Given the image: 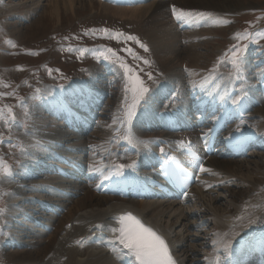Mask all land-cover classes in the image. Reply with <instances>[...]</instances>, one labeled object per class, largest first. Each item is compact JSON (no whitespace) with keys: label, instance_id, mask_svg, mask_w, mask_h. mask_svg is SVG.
I'll return each mask as SVG.
<instances>
[{"label":"bare ground","instance_id":"1","mask_svg":"<svg viewBox=\"0 0 264 264\" xmlns=\"http://www.w3.org/2000/svg\"><path fill=\"white\" fill-rule=\"evenodd\" d=\"M112 1L132 6L129 8L130 16H134L137 11L150 12L154 6L158 9L156 16L161 23L150 24L146 36L149 50L154 51L151 54L157 60L156 53H160L163 60V52L173 45L178 35H192L194 40L198 38L206 41L210 38V34L208 36L206 33L213 28V20L220 16L210 11V18H207L208 15L199 11L210 8L209 0L204 2L207 8L201 6L204 9L193 7L181 10L178 4L170 5V17L160 14V7L165 5L162 6L158 0L149 6L142 4L146 0ZM216 1L217 6H226L225 3L220 4L224 0ZM199 21L206 29L210 22L211 28L202 32L194 30L196 27L192 26ZM191 27L192 31H188ZM223 55L220 52L218 59L221 60ZM251 60L252 57H247L242 71L237 72L235 69L232 74L226 71L230 65L227 68L213 65L202 74V68L187 60L167 61L165 80L147 93L146 105L140 108L124 106L125 97L119 95L113 111L120 107L114 113L112 111L108 121L102 120L92 103L86 105L82 102V92L85 93L84 99L89 102L93 101L88 96H95L93 99L98 103L104 100L97 90L90 95V91H87L90 89L85 83L72 82L67 85L64 95L73 98L71 103L64 102L61 94L56 98L51 92L53 86L46 87V93L51 95L49 99L56 102L48 100L52 123L47 126L43 119L42 132H37L33 127L32 130L37 134L30 133L31 130L21 134L24 149L20 159L21 165L30 168L47 158V174L36 175V180L29 186L19 182L22 178L16 180L17 185L12 182L13 179L5 181L8 185L5 186L14 192L7 188L12 193H8L7 209L10 215L6 216L4 224L8 235L4 243L9 248H20H16L18 251L13 256L9 254L7 257L17 264H129L124 259L114 230L115 221L119 217L131 214L139 216L155 232L166 237L179 264H204L207 255L224 252V246L229 241L231 249H236L242 257L248 258L254 241L261 239L264 234V182H261L264 179L263 152L259 161L255 160L257 156L253 154L246 156L248 160L225 159L223 151L217 147L215 156L207 159L203 167L205 171H201L203 176L191 187L187 195L190 199L186 198L182 203L124 199L117 181L128 178L137 183L142 179L144 184L156 181L154 153L160 149H174L177 142L183 144L192 141L195 145L198 136L208 130L207 125L214 123L212 116H209L204 126H199L194 115L196 101L199 99L201 104L216 106L218 110L221 103L235 104L240 99L246 108L239 120L220 135L221 141L240 139L248 130H254L264 138V68L256 71L250 67ZM184 67L185 81L189 75L198 72L203 76L198 81L186 83L170 81L173 79L171 77L166 80V74L179 75ZM250 87L257 91L253 92ZM55 88L58 91L60 89ZM161 98L163 100L155 105ZM165 105H168L167 109ZM63 114L68 116V123L73 125L72 130L64 131L62 125L58 124V118ZM223 118L227 119L226 112L215 119L219 122ZM109 122L110 128L114 127V133L109 132V126H103ZM36 123L39 127L40 122L37 120ZM171 123L188 130L169 132L167 126ZM64 124L67 125L66 120ZM238 125L239 132L235 131ZM81 130L84 132L80 133ZM87 136L92 140L85 144L84 138ZM117 164L124 166L122 171L127 169L138 178L121 177ZM190 200L194 205L192 209L188 204ZM224 200H228L230 206L220 209L218 205ZM13 224L18 225L20 231L16 234L21 239L13 235ZM211 227L214 231L212 233L209 229ZM205 228H208V243L202 244V229ZM211 236L217 242L215 248L211 247ZM196 244L201 245L199 247H203V250H196Z\"/></svg>","mask_w":264,"mask_h":264},{"label":"rangeland","instance_id":"2","mask_svg":"<svg viewBox=\"0 0 264 264\" xmlns=\"http://www.w3.org/2000/svg\"><path fill=\"white\" fill-rule=\"evenodd\" d=\"M154 1L146 0L142 4L146 3L148 4L146 6H149ZM158 1L162 2V6L165 5L164 7L159 6L160 14L167 16H169L170 5L178 4L181 10L193 7L207 8L205 0ZM209 1L210 8L199 9V11H202L205 16L208 15L207 18H210V11L220 14L213 20L212 29H210L209 22L207 29L210 31L206 34L209 33L210 38L206 41H200L197 38L195 40L198 43H196L192 35L191 37L178 35L173 45L163 52L165 53L163 60L161 54L156 53L157 60L155 55L151 54L154 51L149 50L146 37L150 24L157 25L159 22L156 16L158 9L155 6L150 12L137 11L134 16H130L129 8L132 6L107 0H0V109L5 110V119L9 121L11 117L7 114L8 108H11L15 116V122L11 123L10 127H6L5 123L0 121V161L12 170L10 177L0 175V208L4 209L3 215L0 216V264H17L7 256L9 254L13 256L20 249L17 248L18 246L9 248L4 243L8 236L4 224L6 216L10 215L7 204L9 194L12 192H9V189L14 192L13 189L5 186L7 185L5 181L13 179L12 182L17 185L16 180L22 178L19 182L24 186H29L36 180V175L47 174L46 164L49 162L47 158L46 161L30 168L21 165L20 159L21 151L24 149L21 134L28 133L30 130L33 134L42 132L44 121H41L43 119L46 120L47 126L50 122L52 123V117L48 113L51 109L48 106V100L52 103L56 102L49 99L51 95L45 92L46 87L53 86L51 92H57L58 89L55 87L65 88L72 82L83 85L85 83L90 89L87 90L90 91V95L95 90L103 95L102 103L94 108L102 120L108 121L120 107L119 105L113 111L119 95L125 97L124 106H133V81H141L149 91L155 89L165 80L164 70L167 69V63L173 60L175 62L187 60L188 63H194L196 67L202 68V74L213 65L225 68L230 65L226 71L232 74L236 69L233 64V51L241 49L239 55L242 58L252 57L250 67L255 68L256 71L264 68V65H261L264 64V0H224L220 1V4H226L223 7L217 6L216 0ZM124 8L127 10L125 11ZM222 8L225 10L223 11ZM160 23L161 21L158 25ZM192 27H196L197 29L194 30L197 31H207L200 21ZM192 27L188 31H192ZM129 36L135 37V41L128 40ZM178 41H180L179 45ZM192 42L196 44L193 45ZM158 49L160 50V47ZM220 52L224 53L221 60L218 59ZM244 66L242 62V68ZM126 69H130L127 76L125 75ZM182 71L179 75L166 74V80L171 77L173 79L170 81H185V67ZM243 71L246 72L244 69ZM192 75L188 76L185 83L198 81L203 76L201 72ZM241 76L243 77V74ZM251 90L257 91L253 87ZM58 95L54 93L56 98ZM81 96V99L85 100L84 92ZM94 97L88 96L91 101H94L93 104L96 102ZM71 101L73 98L66 94L64 102L71 103ZM87 103L84 104L87 105ZM25 110H27V116ZM37 120L40 122L39 127ZM63 122L64 116L62 115L58 124H61L64 131H67ZM103 126H109V132L112 128L114 130V127L110 128V122ZM33 127L37 132L32 130ZM92 131L93 129L89 133ZM91 140L87 136L84 138V143L91 142ZM248 154L257 156L255 159L257 161L260 160L259 157H262V154L257 152ZM248 159L249 157L242 160ZM36 166L38 169H35ZM261 182H264V179ZM19 186L22 185L19 184ZM224 201L218 205L220 209L230 206L228 200ZM189 205L192 209V204ZM13 225V235L21 239L17 235L20 231L17 228L18 225ZM209 229L211 233L213 228ZM206 234H208V228L202 229V244L208 241ZM199 246L201 245H194L196 250L202 251L203 247Z\"/></svg>","mask_w":264,"mask_h":264},{"label":"snow or ice","instance_id":"3","mask_svg":"<svg viewBox=\"0 0 264 264\" xmlns=\"http://www.w3.org/2000/svg\"><path fill=\"white\" fill-rule=\"evenodd\" d=\"M173 12H175V9H173ZM127 39L135 41V37L132 36L127 37ZM136 42L139 43L138 41ZM141 47L144 46L141 45ZM145 51H147V48H145ZM240 51L241 49H235L233 51V64L236 66L237 72L242 71L243 58L239 55ZM145 63H147V61H145ZM128 72H130V69H126V76ZM149 79H151V76H149ZM132 83L134 92L133 107H138L142 103H147V93L149 89L144 87L141 81L136 80ZM173 102H175V98H173ZM165 107L167 108L168 105H165ZM7 114L11 117V121L5 119V110L0 109V121H3L6 127H10L11 123L15 122V116L11 108L7 109ZM131 114V111H129V115ZM25 115H28L27 110H25ZM239 130L240 126L238 125L235 131L239 132ZM0 170H2L0 175L4 177H10L12 175L11 168L2 161H0ZM201 171H205V169L202 168ZM3 213L4 209L0 208V216H2ZM118 223L120 225L119 229L114 230L118 231L117 241L122 249L125 250L124 254L134 257L136 264H174L169 256L165 241L151 229L144 227L134 216L131 214L121 216L118 219ZM97 227L100 226L97 225ZM230 248L231 241L225 245L226 250Z\"/></svg>","mask_w":264,"mask_h":264}]
</instances>
